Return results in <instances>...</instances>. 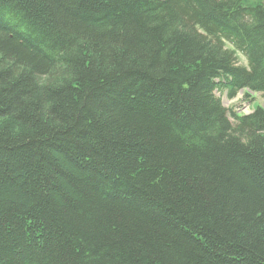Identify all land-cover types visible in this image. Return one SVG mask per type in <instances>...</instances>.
<instances>
[{
  "label": "trees",
  "instance_id": "16d2710c",
  "mask_svg": "<svg viewBox=\"0 0 264 264\" xmlns=\"http://www.w3.org/2000/svg\"><path fill=\"white\" fill-rule=\"evenodd\" d=\"M240 91L264 0H0V264H264Z\"/></svg>",
  "mask_w": 264,
  "mask_h": 264
},
{
  "label": "rangeland",
  "instance_id": "374dc122",
  "mask_svg": "<svg viewBox=\"0 0 264 264\" xmlns=\"http://www.w3.org/2000/svg\"><path fill=\"white\" fill-rule=\"evenodd\" d=\"M236 57L238 63L246 65V61L242 55L236 53ZM216 96L221 99L222 105L225 108H232L238 114H249L257 105L264 108V97L261 94H253L251 101L244 99L243 93L241 91L233 99H227L224 95H221L218 92H216ZM228 115L231 122H233L231 114L228 113Z\"/></svg>",
  "mask_w": 264,
  "mask_h": 264
}]
</instances>
